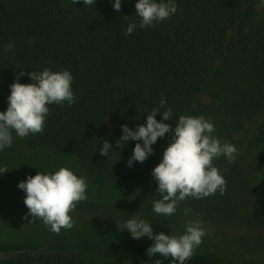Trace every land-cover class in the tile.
Returning a JSON list of instances; mask_svg holds the SVG:
<instances>
[{
	"label": "trees",
	"instance_id": "16d2710c",
	"mask_svg": "<svg viewBox=\"0 0 264 264\" xmlns=\"http://www.w3.org/2000/svg\"><path fill=\"white\" fill-rule=\"evenodd\" d=\"M177 12L151 27L125 35L128 23H139L134 0H122L119 12L110 0L84 5L72 0H0V110L7 107L9 84L21 71L20 83H31L28 73L44 68L69 70L76 102L49 105L42 133L13 136L11 147L0 152V179H17L52 172L58 158L74 161L94 185L110 184L125 195L144 184L156 151L170 142L169 134L152 145L153 153L140 162L127 161L137 141H117L121 125L143 124L147 112L171 108L175 127L180 115L211 117L214 136L235 145L243 122L264 110V7L258 0H176ZM9 43L14 47L4 48ZM165 104L161 107L160 100ZM3 107V109H2ZM160 113L156 119L161 120ZM107 140L108 156L99 148ZM96 149V150H95ZM241 149V148H240ZM25 151H31L27 156ZM250 159L248 212L264 232V120L239 155ZM221 156L213 164L221 165ZM0 194L24 195L0 189ZM159 194L136 199L143 202ZM197 199L187 198L182 203ZM42 248H78L99 253L118 264H173L159 254L148 257L142 245L107 250L92 240L72 246L54 243L0 245V264H99L69 253L29 255ZM185 264H264L248 255L221 256L215 251L194 253Z\"/></svg>",
	"mask_w": 264,
	"mask_h": 264
},
{
	"label": "clouds",
	"instance_id": "9594fccd",
	"mask_svg": "<svg viewBox=\"0 0 264 264\" xmlns=\"http://www.w3.org/2000/svg\"><path fill=\"white\" fill-rule=\"evenodd\" d=\"M94 5L95 0H72L75 5ZM114 11L119 12L122 0H110ZM258 6L264 7V0H258ZM135 14L139 23H128L125 35H131L136 28L151 27L155 23L166 20L177 12L176 0H134ZM14 45L9 43L4 51H9ZM24 75L21 71L9 84L6 110L0 111V152L13 144V132L16 137L24 138L42 133L49 105H73L77 97L72 90L73 75L67 69L53 71L48 68L34 70L27 75L31 83H20ZM160 106L165 100H160ZM143 124L133 128L121 125L122 135L117 141H137L127 166L133 162L142 163L150 156L158 138L169 134L170 142L164 148L159 163L151 170V176L156 182L158 199L151 201V212L156 217L174 216L180 202L187 198L202 199L217 192L223 195L226 190V180L213 165V160L223 156L227 160L234 159L237 149L229 142H222L214 136L215 125L211 117L180 115L175 120V127H170L164 121L173 118L171 108L162 113L154 107L147 112ZM160 113L161 120L156 119ZM111 145L107 140L99 148L102 156H108ZM96 150V149H95ZM5 166H0V174L7 172ZM17 188L25 193L23 203L27 208L25 217L39 219L49 231L59 234L61 229H72L75 221L70 212L76 204L87 199L88 183L84 176H78L73 169L60 166L52 172L38 171L17 183ZM184 209V215L190 213ZM167 220V219H166ZM119 230H127L133 239L147 237L152 243L145 249L148 257L157 254L164 258H172L173 264H185L194 254V250L202 243L206 235L203 224L199 220H188L180 235L164 232H154L152 221L137 213L125 219ZM155 264H161L159 260Z\"/></svg>",
	"mask_w": 264,
	"mask_h": 264
},
{
	"label": "rangeland",
	"instance_id": "374dc122",
	"mask_svg": "<svg viewBox=\"0 0 264 264\" xmlns=\"http://www.w3.org/2000/svg\"><path fill=\"white\" fill-rule=\"evenodd\" d=\"M263 120L264 110L254 120L243 122L241 130L235 137L239 142V155ZM163 150L162 148L155 152L149 176L144 184H136L133 186L132 192L126 195L110 184L94 185L88 174L78 168L74 161L58 158L52 171L60 166L70 167L78 176H84L88 183L87 199L77 203L75 209L69 213L75 221L73 228L61 229L59 234L49 231L41 220L33 219L29 223L31 217H25V213L28 211L23 203L25 193L17 188V183L28 175L22 174L17 181L14 178L0 179V189L24 194H0V245L30 242L42 247L54 243L72 246L82 240H92L99 247L107 250L121 245L148 247L152 241L147 237L136 240L130 236L127 230H119L125 219L137 213L149 218L152 221L154 232L157 233L168 234L171 231L173 235H180L188 220L201 221L206 235L194 253L215 251L221 256L233 255L237 259L253 255L264 263V232L248 212L250 196L247 186L253 170L251 160L235 155L231 161L226 159L221 165L213 164L226 180V190L223 195L217 192L190 203L180 202L174 216L167 217V220L162 217L153 219L152 216L155 214L151 212V201L159 197L149 198L143 202H137L136 199L158 194L155 191L157 185L151 176V170L159 163ZM25 154L32 155L31 151H25ZM261 193L264 199V185L261 188ZM185 208L191 210L187 216L184 215ZM56 252L69 253L83 260L99 264L121 263L99 253L85 252L78 248H69L64 251L42 248L29 253V255ZM8 256L0 253V258Z\"/></svg>",
	"mask_w": 264,
	"mask_h": 264
}]
</instances>
